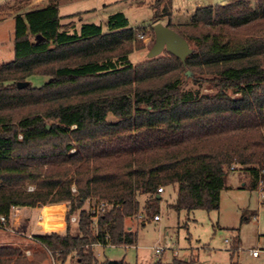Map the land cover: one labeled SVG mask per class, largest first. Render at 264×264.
<instances>
[{"label": "trees", "instance_id": "16d2710c", "mask_svg": "<svg viewBox=\"0 0 264 264\" xmlns=\"http://www.w3.org/2000/svg\"><path fill=\"white\" fill-rule=\"evenodd\" d=\"M63 1L14 17L15 59L0 67V216L67 203V233L35 237L63 262L76 252L78 264H97L96 244H135L125 221L156 214L159 188L176 187L171 207L187 212L219 209L239 169L242 188L264 192V0L197 7L185 23L172 22V0H156L153 20L167 17L193 52L185 63L165 51L138 64L130 55L144 38L124 12L77 23L80 13L61 15ZM34 75L48 79L18 88Z\"/></svg>", "mask_w": 264, "mask_h": 264}, {"label": "rangeland", "instance_id": "374dc122", "mask_svg": "<svg viewBox=\"0 0 264 264\" xmlns=\"http://www.w3.org/2000/svg\"><path fill=\"white\" fill-rule=\"evenodd\" d=\"M12 1L13 14L20 11L21 6L27 9L45 5L44 2L36 0H0V67L15 59V20L9 8ZM155 1L78 0L60 9V13L66 15L82 12L75 17L77 23H103L109 15L124 12L129 18L130 26L139 30L138 38H141L140 34L146 33L144 39L141 38L144 48L135 50L130 55L132 62L138 64L148 59L147 53L155 41L153 27L158 21L153 20ZM228 1L172 0V20L175 23L188 22L197 7L226 4ZM88 9L94 10L86 11ZM159 22L167 25L168 18L162 16ZM47 79L42 75H34L29 81L33 86L40 87ZM247 181L249 178L243 170L230 172L221 194L220 207L212 211L196 209L187 212L173 209L171 204L174 203L177 189L173 186L165 187V191L160 194L156 213L160 220H154L156 214L146 215L143 209L137 216L127 218L126 227L133 226V231H137L135 244L96 245L94 252L98 262L114 260L123 264H152L161 259L170 263L175 258L189 257L195 260L198 254L197 264H264V250L258 256L252 254V249L264 243V192L260 188H242ZM34 188V185H29V190ZM49 205L67 206V203ZM40 207H21L15 210L12 214L14 220L15 217H21L18 225L11 226V229H2L8 238L16 241L15 254L26 257L27 264H78L76 252L63 262L58 251L47 249L37 240L36 234L42 233L37 223ZM89 207L87 204L86 208ZM74 216L78 217L77 214ZM145 219L147 222L144 225L141 220ZM71 233L79 234L77 221L72 222ZM157 248L163 251L157 253ZM234 248L236 250L232 255Z\"/></svg>", "mask_w": 264, "mask_h": 264}, {"label": "built area", "instance_id": "2783aa9c", "mask_svg": "<svg viewBox=\"0 0 264 264\" xmlns=\"http://www.w3.org/2000/svg\"><path fill=\"white\" fill-rule=\"evenodd\" d=\"M139 36L141 38H144V34H140ZM232 169H234V167H232ZM262 186H263V183H261V187ZM159 192L163 193L164 189L159 188ZM40 208H41V212L38 216L37 223H38V226L40 227V230L42 233H45V234H50V233L66 234L67 233L68 224H69L68 207L67 206L43 205ZM18 209L19 208L14 207L12 209L11 216H12L13 212L15 210H18ZM104 209H105V204H101L93 210V214L95 215V224H96V220L98 218V215L102 211H104ZM11 216L10 217H7L5 215L0 216V222L2 223L3 226H5L7 224V222L10 220ZM140 216H142V215H140ZM154 220H156V221L160 220V216L158 214L155 215ZM70 221L76 222L77 217L74 215L71 216ZM1 229H11V225H10V227H2ZM96 245H101V244L99 243ZM263 250H264V243L261 246L252 249V254L254 256H258L261 253V251H263ZM162 251L163 250L160 248L156 249L157 253H161Z\"/></svg>", "mask_w": 264, "mask_h": 264}, {"label": "water", "instance_id": "95a60500", "mask_svg": "<svg viewBox=\"0 0 264 264\" xmlns=\"http://www.w3.org/2000/svg\"><path fill=\"white\" fill-rule=\"evenodd\" d=\"M155 41L147 53V58L152 59L162 55L165 51L173 54L185 63L186 58L193 52L188 40L181 36L173 28L165 25L162 22H157L154 25ZM30 84V81L18 82V88H24ZM161 197L160 195L158 196ZM97 264H123L114 260H109L105 263Z\"/></svg>", "mask_w": 264, "mask_h": 264}, {"label": "crops", "instance_id": "0c3cea01", "mask_svg": "<svg viewBox=\"0 0 264 264\" xmlns=\"http://www.w3.org/2000/svg\"><path fill=\"white\" fill-rule=\"evenodd\" d=\"M36 1H41V2H44L45 3V5H43L41 7H45V6H47L49 4V0H36ZM76 1H78V0L63 1L59 5V9H62L64 7H67V6H69L70 4H72V3L76 2ZM13 7H14V1H12L11 3H9V8L11 9L12 14H13ZM0 8H2V6ZM20 8H21L20 11H18L19 13H23V12H25L28 9H32V8L25 9L24 6H21ZM34 8H38V7H34ZM94 9H96V8H94ZM94 9H88L86 11H93ZM0 12H2V11H0ZM78 13H82V12L70 13V14H66L65 16H67V15H73V14H78ZM16 14H13L12 17L14 18ZM172 22L175 23L173 20H172ZM244 184H245V182H244ZM22 217H25V215H23ZM20 219H21V217H15V220H14V218L11 216V218H10V224H11V226L12 227L14 225L17 226L18 223L20 222ZM27 219H28V217H27ZM146 222H147V219H145L142 222V224L145 225ZM128 228L131 229V230L134 229L133 226H128ZM5 233L6 232L2 231V229L0 228V255H10L11 256V255H13L15 253L14 246L16 245V241L13 240V239L8 238ZM27 253H30V250H27ZM185 259H189V257H186ZM197 259H199L198 258V254H197ZM164 263H166V262H164ZM152 264H154V263H152Z\"/></svg>", "mask_w": 264, "mask_h": 264}]
</instances>
